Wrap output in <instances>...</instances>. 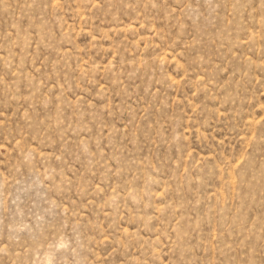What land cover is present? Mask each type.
Returning a JSON list of instances; mask_svg holds the SVG:
<instances>
[{"label": "rangeland", "instance_id": "374dc122", "mask_svg": "<svg viewBox=\"0 0 264 264\" xmlns=\"http://www.w3.org/2000/svg\"><path fill=\"white\" fill-rule=\"evenodd\" d=\"M0 264H264V0H0Z\"/></svg>", "mask_w": 264, "mask_h": 264}]
</instances>
